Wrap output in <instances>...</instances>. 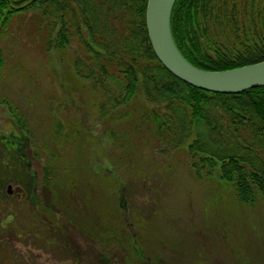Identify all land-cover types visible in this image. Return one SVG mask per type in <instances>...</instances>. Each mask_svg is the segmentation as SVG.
I'll return each mask as SVG.
<instances>
[{
  "label": "rangeland",
  "instance_id": "rangeland-1",
  "mask_svg": "<svg viewBox=\"0 0 264 264\" xmlns=\"http://www.w3.org/2000/svg\"><path fill=\"white\" fill-rule=\"evenodd\" d=\"M30 20L31 14L17 17L0 35V101L15 106L30 135H23L8 106L1 104L0 134L16 139L23 150L12 158L0 143V158L9 157L5 163L17 177L6 186V193L12 185L15 194H8L4 209L10 224L0 232L6 264H126L128 251L135 257L143 253L153 264H264V202L240 204L216 174L211 180L197 179L183 148L146 141V127L136 129V119L129 125L116 119L121 108L102 119V93L87 80L73 81V64H61L56 49L44 53ZM74 50V45L67 49L64 59L73 57ZM48 147L66 155L51 178L56 190H71L74 182L82 199L84 193L92 194L78 206H83L79 224L95 227L98 220L101 228L107 205L116 217L126 218V233L141 240H134L135 249L123 245L125 253L104 246L98 237L82 236L65 216L66 205L57 206L49 221L41 198L43 180L46 168L60 163L51 161ZM19 187L31 195L20 199ZM76 200L74 192V204ZM99 205L102 211L96 209ZM45 223L57 226L70 254L59 241L50 246L37 239L36 231L45 230Z\"/></svg>",
  "mask_w": 264,
  "mask_h": 264
},
{
  "label": "trees",
  "instance_id": "trees-1",
  "mask_svg": "<svg viewBox=\"0 0 264 264\" xmlns=\"http://www.w3.org/2000/svg\"><path fill=\"white\" fill-rule=\"evenodd\" d=\"M148 1L0 0V35L13 19L31 14L32 34L44 53L56 49L61 64H73V81L87 80L102 93V119L114 116L121 108L116 119L128 125L136 119V129L146 127L150 136L146 141L166 144L177 151L183 148L185 162L197 179L211 180L216 174L218 181L231 187V194L240 204L253 207L264 202V87L224 95L194 88L174 77L158 60L149 41ZM171 31L181 55L203 71H230L264 62V0H177ZM72 45L76 47L74 61L69 55L64 59ZM2 62L0 46V70ZM1 104L8 106L23 135L30 136L15 106L8 101ZM0 143L12 158L23 151L14 138L0 134ZM45 150L51 161L60 163L47 167L43 180L41 198L49 221L57 206L66 205V210L62 209L65 216L82 236L98 237L104 246L124 249L125 253L124 246L131 250L136 245L134 240L141 241L126 233V218L116 217L107 205L102 229L98 220L95 227L79 224L78 211L83 206H78L92 194L88 191L82 199V191L78 194L81 187L77 191L74 182L71 190H56L58 185L51 178L62 169L66 155L59 156L50 147ZM6 161L9 157L0 158V232H6L10 224L4 209L9 199L6 186L16 177L14 167ZM96 209L102 211L103 207ZM45 226V230L36 231L37 239L50 246L59 241L63 251L69 252L57 226ZM6 250L0 249V264H6ZM136 254H124L126 264H153L145 260L143 253Z\"/></svg>",
  "mask_w": 264,
  "mask_h": 264
},
{
  "label": "water",
  "instance_id": "water-1",
  "mask_svg": "<svg viewBox=\"0 0 264 264\" xmlns=\"http://www.w3.org/2000/svg\"><path fill=\"white\" fill-rule=\"evenodd\" d=\"M176 2L149 0L147 7L149 41L167 71L187 85L216 94L238 95L264 87V62L223 72H207L190 64L179 52L171 31V16ZM101 129L100 126L97 132Z\"/></svg>",
  "mask_w": 264,
  "mask_h": 264
},
{
  "label": "flooded vegetation",
  "instance_id": "flooded-vegetation-1",
  "mask_svg": "<svg viewBox=\"0 0 264 264\" xmlns=\"http://www.w3.org/2000/svg\"><path fill=\"white\" fill-rule=\"evenodd\" d=\"M19 190L21 192V194L19 195L20 199H24L26 197H29V195H31L28 191V188L27 187H19ZM15 192L14 190L9 192V195H12L14 196ZM34 194H36V190H34ZM33 195V194H32ZM69 247V246H68Z\"/></svg>",
  "mask_w": 264,
  "mask_h": 264
}]
</instances>
